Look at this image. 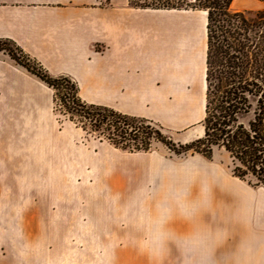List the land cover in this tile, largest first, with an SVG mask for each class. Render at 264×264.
<instances>
[{
  "label": "crops",
  "instance_id": "0c3cea01",
  "mask_svg": "<svg viewBox=\"0 0 264 264\" xmlns=\"http://www.w3.org/2000/svg\"><path fill=\"white\" fill-rule=\"evenodd\" d=\"M206 24L203 9L128 0H0V41L178 143L203 134ZM52 105L0 49V264H264V186L234 176L225 151L124 152L58 123Z\"/></svg>",
  "mask_w": 264,
  "mask_h": 264
},
{
  "label": "trees",
  "instance_id": "16d2710c",
  "mask_svg": "<svg viewBox=\"0 0 264 264\" xmlns=\"http://www.w3.org/2000/svg\"><path fill=\"white\" fill-rule=\"evenodd\" d=\"M128 1L140 8H187L174 0ZM198 1L189 8L207 12L203 134L177 145L182 152L207 158L214 148L222 149L231 159L234 176L264 186V8L250 11L253 15L248 16L249 12L232 10V0ZM8 43L19 53L7 51L9 56L53 90L54 111L66 114L85 134L131 152L148 151L154 141L176 145L151 120L84 101L70 77L50 75Z\"/></svg>",
  "mask_w": 264,
  "mask_h": 264
},
{
  "label": "rangeland",
  "instance_id": "374dc122",
  "mask_svg": "<svg viewBox=\"0 0 264 264\" xmlns=\"http://www.w3.org/2000/svg\"><path fill=\"white\" fill-rule=\"evenodd\" d=\"M174 2H178L179 4H181V5H183V6L187 7V8L192 7V6H197L198 3H199L198 0H174ZM247 15L248 16H252L253 15V12H249V13H247ZM0 48L1 49H4L6 51L14 52V53H16V55L17 54L19 55V53L15 50V48L10 43H8V42H2V41H0ZM53 106H54V101H53L52 107ZM53 112L56 115V118L58 120V123H62L63 121H70L67 118V115L66 114H63V112L54 111V109H53ZM70 122H72V121H70ZM164 134L166 136H169L171 138V134L169 132L164 131ZM82 136H83V138H87L89 140H91V139H93V140H100L99 138H96L94 136L85 134V132L83 130H82ZM46 138L47 137H45L44 135H42V148H41L42 149V160H43L42 161V164L46 160V159L44 160V158H45L46 151H48V146L46 144V140H48L49 138L48 139H46ZM100 141H106V140H100ZM172 141H174V140L172 139ZM175 143H176V145L174 147L173 146L172 147H168V146H166L165 144H163L160 141H154L153 144H152V146H151V149L148 150V151H152L153 150V151H157V152L158 151L159 152H162L166 158H169V159H172V160H183L185 158H189L190 156H193V155L196 154V153H192L191 151L182 152V149L179 148V146L177 145V142H175ZM174 148H175V150H174ZM118 149L121 150V151H124V152H131V151L124 150V149H120V148H118ZM176 150L177 151H180V152L177 153ZM136 152H138V151H136ZM220 155H221V151H219L218 149L214 148L213 149V152H212L211 158H215V159L218 160L220 158Z\"/></svg>",
  "mask_w": 264,
  "mask_h": 264
}]
</instances>
